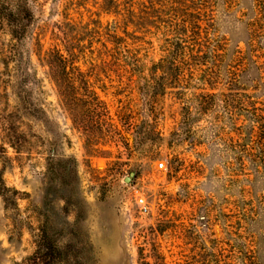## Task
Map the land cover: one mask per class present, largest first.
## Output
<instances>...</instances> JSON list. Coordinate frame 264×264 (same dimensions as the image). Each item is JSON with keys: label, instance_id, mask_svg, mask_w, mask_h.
I'll list each match as a JSON object with an SVG mask.
<instances>
[{"label": "rangeland", "instance_id": "rangeland-1", "mask_svg": "<svg viewBox=\"0 0 264 264\" xmlns=\"http://www.w3.org/2000/svg\"><path fill=\"white\" fill-rule=\"evenodd\" d=\"M95 2L70 17L106 26L114 17ZM69 4L28 0L17 39L14 0H0V264H264V29L252 0H216L218 54L181 82L152 87L165 40L123 41L92 80L129 125L97 153L43 60Z\"/></svg>", "mask_w": 264, "mask_h": 264}, {"label": "trees", "instance_id": "trees-1", "mask_svg": "<svg viewBox=\"0 0 264 264\" xmlns=\"http://www.w3.org/2000/svg\"><path fill=\"white\" fill-rule=\"evenodd\" d=\"M216 0H100L102 12L113 15V20L102 26L100 19L86 22L73 20L69 6L76 11L85 0H69L62 12V20L54 24L52 40L43 60L54 84L60 104L84 139V149L97 153L102 142L120 137L119 120L129 123L124 116L113 120L107 103L95 90L92 76L106 71L119 58L120 45L126 40H165V55L149 68L152 87L158 78L170 83L192 74L190 62L202 64L218 54L212 34V7ZM70 7V8H71ZM254 17L251 25L264 29V0H252ZM98 14V13H96ZM33 18L28 0H14L9 13L10 33L21 38L27 32V22ZM93 43L98 46L94 47ZM117 59V60H116ZM82 63L87 64L83 68ZM160 71L161 74H157ZM186 72V73H187ZM118 135V136H117ZM107 143V142H106ZM140 264H148L140 262Z\"/></svg>", "mask_w": 264, "mask_h": 264}, {"label": "built area", "instance_id": "built-area-1", "mask_svg": "<svg viewBox=\"0 0 264 264\" xmlns=\"http://www.w3.org/2000/svg\"><path fill=\"white\" fill-rule=\"evenodd\" d=\"M163 164L162 163H159V166L161 167ZM138 203L143 207V208H145V205H144V202H143V199L142 198H140L139 200H138Z\"/></svg>", "mask_w": 264, "mask_h": 264}]
</instances>
